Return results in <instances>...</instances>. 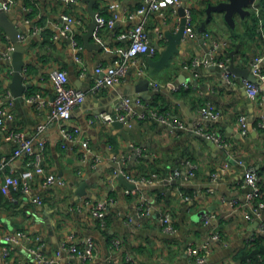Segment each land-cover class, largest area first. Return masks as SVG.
<instances>
[{
	"label": "crops",
	"instance_id": "obj_1",
	"mask_svg": "<svg viewBox=\"0 0 264 264\" xmlns=\"http://www.w3.org/2000/svg\"><path fill=\"white\" fill-rule=\"evenodd\" d=\"M29 1L31 6L25 0H0V10L10 3L4 11L9 21L22 29L20 34L29 33L20 40L26 47L24 81L28 88L23 100L17 101L13 92L7 94L13 76L10 51L14 42L0 25V101L16 116L7 127H14L31 139L36 153L41 151L40 142L44 141L40 163L63 182L47 184L37 174L28 180L29 191L12 188L9 195L0 189V264H39L29 250L37 242L43 244L46 253L53 254L63 242L74 241L80 246L89 240L95 243L91 257L63 255L56 264H112L111 259L116 264H243L241 254L250 240L264 236L260 230L264 209L257 217L243 206L247 192L245 169L253 165L264 177V125L260 126L261 122L264 124V86L258 101L249 95L243 76L234 73L229 82L220 65L195 66L191 61L210 50L222 59L230 50L226 58L229 65L234 61L239 67L251 68L256 56L264 57V21L256 33L250 34L248 14L235 13L234 25L223 13L208 20L209 3L220 0H183L181 4H169L163 14H139L144 0H98L95 9L99 15L118 16L113 26L103 27L100 37L96 34L91 39L94 46L88 47L84 34L92 17L86 2ZM112 3L118 6L113 9ZM186 8L194 11V32L186 34L181 52L172 63L150 77L145 96L133 91L139 80L149 75V59L153 56L147 54L138 57L121 81L92 91L98 77L96 68L112 64L121 55L135 23L145 18L150 42L165 47L166 32L178 30ZM131 14L135 17L131 18ZM64 16L75 20L69 36L60 34L67 23ZM36 23L41 29L30 34ZM50 32L59 37L45 42L43 34ZM68 38L81 41V62L75 59ZM214 40H218L219 47L214 48ZM159 56L158 49L154 58ZM57 68L66 69L71 84L87 94L68 119L50 117L55 96L51 73ZM36 92L42 94L43 103L28 99ZM125 96L158 101L160 113H168L172 120L181 119L184 125L173 130L164 121L138 117L118 119L120 125H116L96 116L102 112L113 114ZM206 101L219 112L218 119H203L200 107ZM241 114L247 115L252 125L247 134L241 132ZM202 119L221 141L210 137L213 144L196 135L194 127ZM76 127L80 129L78 138L66 139L65 131ZM86 140L87 147L83 144ZM15 148L16 141L7 137L6 130H0V165L4 163L6 172L20 174L26 169L27 159L14 156ZM187 161L196 164L193 176L188 174ZM176 169L180 170L178 176L173 175ZM122 174L134 178V188L122 182ZM4 181L2 174L0 183ZM38 195L42 203L35 201ZM96 204L106 207L105 225L100 226L92 214ZM146 208L150 209L147 215ZM166 211L171 212L176 226L173 233L165 231L161 224ZM19 231L25 236L5 254L7 236ZM215 232L220 239H213ZM116 238L122 241L121 251L113 245ZM205 244H211V251L205 262H199L190 248ZM127 255L133 260H127Z\"/></svg>",
	"mask_w": 264,
	"mask_h": 264
},
{
	"label": "built area",
	"instance_id": "obj_2",
	"mask_svg": "<svg viewBox=\"0 0 264 264\" xmlns=\"http://www.w3.org/2000/svg\"><path fill=\"white\" fill-rule=\"evenodd\" d=\"M145 4L142 5L138 9L139 14L145 13H164V9L169 4H181L183 0H144ZM257 1V0H256ZM10 3H5L3 8L4 10L9 9ZM256 5V2L253 4ZM118 5L112 3V8L115 9ZM257 11H259V7L256 6ZM117 13H113L111 16H103L98 15L99 25L96 29V34L98 37L101 29L105 26H113L115 20L117 18ZM131 18H134V14L130 15ZM184 17L186 19V27L185 34L193 33V23L194 16L192 8H186ZM66 19V24L64 29L61 31L62 36H69L71 31V23L75 21L70 16H64ZM29 21V19H27ZM35 30L30 32V34H36L37 30L41 29L39 24H35ZM29 36L28 34H19V39L23 40ZM54 37H59V34H55ZM129 44L127 47L122 48L121 55L114 60L112 64L104 65L100 64L96 70L98 73V77L95 79L93 85V92H97L102 87L105 86H113L128 73L130 67L135 64L138 60V57L141 54H147L149 56H155L158 52V48L153 45L148 36V32L146 29V19H142L134 24V26L129 31ZM214 48L220 46L218 40L213 41ZM72 45L74 49V57L78 62L82 61L81 50L83 45L77 41L76 39H72ZM264 57L262 55L256 56L252 61V71L258 76L260 81H251L246 77H243L244 85L247 88V91L251 97L256 98L258 101L260 100V95L264 86V67L262 65ZM191 63L195 66H211L214 64L220 65L224 69V77L229 82L233 81L234 73L229 70V59H217L213 51L210 50L209 54L204 56H198L192 59ZM51 77L54 82L55 87V96L53 99L52 106L50 108V117L51 118H61L68 119L71 117L73 109L83 103L86 100L87 94L80 88L73 86L70 82V77L66 69L57 68L51 73ZM177 89V88H176ZM2 94V89L0 88V95ZM8 95H12V91L10 89L7 90ZM32 102H40L43 103L44 99L40 92H36L34 94L29 95L28 98ZM200 113L203 119L207 120H216L219 117V112L214 109L212 103L210 101H206L200 107ZM116 118L112 113L102 112L97 114L96 116L104 119L105 121H113L114 119H122L125 120L129 117H138L140 119H158L164 121L171 125L174 130L178 126H183L184 122L181 119L172 120L168 113H160L153 106L152 102L144 101L141 97H123L118 103L115 110ZM14 111L8 107V105L2 103L0 101V130H6L7 137L9 139H14L16 141V148L14 149V156H23L26 161V169L20 174H14L11 171L6 172L4 168V163L0 165V177L2 174L5 175L4 183H0V189L9 195H12V188L18 189L22 188L24 191H29L30 185L28 180L32 179L35 175L39 174L43 176L45 182L47 184L54 183H62L63 180L60 178L55 172L47 171L40 163V157L45 148V142H40V152L34 151V146L31 139H28L23 135L22 132L18 131L16 128H8V122L15 120ZM199 121L194 130L200 134H203L207 137H211L218 141H221V138H217L216 134L213 130L208 127V123L204 122V120ZM241 132L243 134H247L250 129V123L247 115L241 114L238 118ZM263 122L260 123V126H263ZM80 135V129L76 127L74 130H66L64 136L68 140H75ZM84 146H88V141H84ZM186 165L188 166V174L189 176H193L196 174V164L194 162L187 161ZM173 175H180V170L176 169ZM216 176V174H214ZM127 178L130 181H134V178L131 175H127ZM245 186L247 187V192L245 194V200L243 202V206L248 208L251 215H255L257 217H261L262 210L264 209V200L262 197L264 196V181H262V176L260 171L253 165L248 166L245 169ZM129 192L130 190L127 189ZM188 198L189 196L186 195ZM35 201L38 203H42L43 199L41 196H36ZM237 203V200L233 201ZM150 209H145V214H149ZM92 214L95 219L100 221L102 225L106 224V207L104 204H96L93 207ZM206 221H209L208 216L205 217ZM161 224L165 231L169 233H173L176 230V226L174 225L172 214L169 211H166L161 216ZM260 230L264 231V224H261ZM23 232H16L14 234L7 236V242L9 245L4 247V253L8 254L9 250L14 248V244L18 242L19 238L24 237ZM213 239H220L221 236L219 233L215 232L213 235ZM42 243H38L36 245H31L29 250L34 254L37 263L39 264H56L58 263L60 257L63 255H68L69 257H79L82 259H87L94 254L95 243L92 240H89L86 243L85 249H80L77 242H63L60 247L53 254L46 253L42 248ZM113 245L115 249L121 251L122 241L120 239H114ZM193 252L196 253L197 260L199 262H205L210 251L211 244H205L200 248H190ZM126 256V255H125ZM112 260V264H116V262ZM110 260V261H111ZM127 260H133V257L127 255Z\"/></svg>",
	"mask_w": 264,
	"mask_h": 264
},
{
	"label": "water",
	"instance_id": "obj_3",
	"mask_svg": "<svg viewBox=\"0 0 264 264\" xmlns=\"http://www.w3.org/2000/svg\"><path fill=\"white\" fill-rule=\"evenodd\" d=\"M87 3V7L91 14L92 20L88 26L87 31L84 34L85 43L88 47L94 46V43L91 39L96 35V29L99 25L98 21V12L95 9V5L98 0H83ZM256 2V0H220L217 3L210 2L207 8L208 12V20L212 18L214 13H223L225 19L231 24L234 25L235 22V13H240L242 16L250 13V7ZM72 24V23H71ZM0 25H2L5 29V32L9 34L10 38L14 42V49L10 51L12 55V66H13V76L12 80L8 82L10 89L13 92V95L17 99V101H21L24 98L25 90L28 88V85L25 84V75L24 68L26 66V61L23 58V53L26 47L21 44L19 39V34L22 33V29L16 27L14 22H10L8 19V15L4 10H0ZM186 27V19L183 16L181 18V22L179 24V28L175 33H171L169 31L166 32V38L168 43L165 47H157L160 51V56L158 58L149 59L150 69L149 75L139 80V82L135 85V92H139V96H145L144 91L148 90L150 84V77L156 75L161 69L169 66L172 63L173 57L181 52V45L183 44V39L186 37L185 34ZM69 41L72 42V38H68ZM235 54V51H232V56ZM210 68L219 67V65H211ZM229 70L233 73L241 75L243 77L248 78L251 81H260L258 76H256L252 68L248 67H239L235 65L234 61L229 65ZM114 118H116L115 112H113ZM116 125H120L118 119H114L112 121ZM252 125H250L251 127ZM198 133V132H197ZM197 136L204 137L208 141L214 144V140L208 138L203 134H196ZM122 182L129 188H134L135 184L127 179L125 175H120ZM81 193V191H79Z\"/></svg>",
	"mask_w": 264,
	"mask_h": 264
},
{
	"label": "trees",
	"instance_id": "obj_4",
	"mask_svg": "<svg viewBox=\"0 0 264 264\" xmlns=\"http://www.w3.org/2000/svg\"><path fill=\"white\" fill-rule=\"evenodd\" d=\"M25 4L28 6H31V3L29 0H25ZM257 5L259 7V11H257L256 7L253 5L251 8V13L246 16L247 18V33H256L258 25L264 21V0H257ZM97 7V3L95 5ZM193 11V9H192ZM194 13V11H193ZM194 16V15H193ZM37 24V23H36ZM45 42H51L50 37H54V32L50 33H44ZM233 38L236 37L235 31L232 34ZM78 39V38H77ZM81 39V37H80ZM79 40V39H78ZM81 42V41H80ZM230 50H227L223 56L222 59H226L229 57ZM189 92V91H187ZM157 102L153 101L152 104L156 108L157 111ZM258 124V123H257ZM260 174L262 176V173L260 171ZM262 181H264V177L262 176ZM262 200H264V196L262 197ZM98 221V220H97ZM98 223L101 225L100 221ZM86 244L80 245L79 247L85 248ZM81 249V248H80ZM196 256V255H195ZM242 259L244 260L243 264H264V236L257 235L254 239H251L248 243L247 248L242 252L241 254Z\"/></svg>",
	"mask_w": 264,
	"mask_h": 264
},
{
	"label": "rangeland",
	"instance_id": "obj_5",
	"mask_svg": "<svg viewBox=\"0 0 264 264\" xmlns=\"http://www.w3.org/2000/svg\"><path fill=\"white\" fill-rule=\"evenodd\" d=\"M215 14H218V12L214 13V15H215Z\"/></svg>",
	"mask_w": 264,
	"mask_h": 264
}]
</instances>
